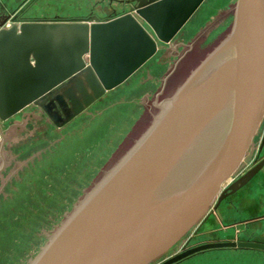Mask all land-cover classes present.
Instances as JSON below:
<instances>
[{
	"label": "water",
	"instance_id": "water-1",
	"mask_svg": "<svg viewBox=\"0 0 264 264\" xmlns=\"http://www.w3.org/2000/svg\"><path fill=\"white\" fill-rule=\"evenodd\" d=\"M201 1L121 0L128 12L104 21L90 15L8 28L0 22V120L32 104L60 126L50 111L66 98L69 121L127 79L156 52L157 41L168 43ZM263 116L264 0H235L226 36L30 264H149L264 165L262 159L220 192L251 160L247 150ZM3 142L0 130V148ZM216 247L264 250L256 242L215 241L161 264Z\"/></svg>",
	"mask_w": 264,
	"mask_h": 264
},
{
	"label": "rangeland",
	"instance_id": "rangeland-1",
	"mask_svg": "<svg viewBox=\"0 0 264 264\" xmlns=\"http://www.w3.org/2000/svg\"><path fill=\"white\" fill-rule=\"evenodd\" d=\"M214 2L204 3L197 18L206 17ZM234 2L219 6L195 34L163 43L155 59H164L165 68L154 79L146 80V68L137 70L116 88L114 96L99 97L62 127L50 123L44 113L31 114L25 124L10 121L16 125L4 131L6 141L0 150V264L31 263L74 206L134 145L167 98L226 36ZM54 8L55 15L65 19L80 11L70 0H55ZM56 107L57 111L61 108ZM60 116L65 118V114ZM263 133L264 116L247 150L251 160L223 182L220 192L229 191L264 159V146L258 151ZM216 212L210 207L204 220L151 264L215 242L221 233L228 238L227 229L219 228ZM249 214L241 213L238 218ZM233 221L228 217L225 224Z\"/></svg>",
	"mask_w": 264,
	"mask_h": 264
},
{
	"label": "crops",
	"instance_id": "crops-1",
	"mask_svg": "<svg viewBox=\"0 0 264 264\" xmlns=\"http://www.w3.org/2000/svg\"><path fill=\"white\" fill-rule=\"evenodd\" d=\"M73 1L79 7V14L75 17H86L88 13L95 14L99 17L100 21L106 19H112L118 15L128 12L130 5L121 0H70ZM208 0H202L201 3L196 7V9L190 14V16L185 20V22L179 27L175 32L172 39L176 36L180 38H187L195 34L206 22L209 20L216 9L219 6L231 1V0H215L211 7L209 8V13L206 17L197 18L200 8ZM21 5V0H0V18L7 14H11L17 7ZM55 0H37L33 6L24 14V18L21 21L16 22L19 25L22 22L31 21H52L55 20ZM116 12V14H115ZM135 18L141 23L145 30L156 38V35L152 27L141 17L133 14ZM29 16H38L40 19H34ZM64 19V18H63ZM10 21L4 23V28H8L12 25ZM116 30L106 31L107 35H114ZM113 33V34H111ZM163 47V42L157 41L156 52L149 57L139 68H137L127 79H125L121 84L115 88L106 91L101 97L110 98V93L112 96L115 95V90L120 85H122L126 80H128L137 70L141 68H146L149 74V78L146 80L154 79L156 75L162 73L165 68V60L155 59L157 52H159ZM5 76V75H4ZM111 96V97H112ZM100 97V98H101ZM32 106L36 107L32 111L29 108ZM35 111V112H34ZM33 113H42V109L36 105H28L10 118L6 120H0V130L2 131L5 144L6 138L4 136V131L11 130L12 125L10 121L13 122H27L29 116ZM17 118L21 119L20 121ZM3 126L5 129H3ZM3 146L0 148L2 150ZM258 174V175H257ZM252 176L249 183L243 187L235 195L233 200H235L233 207H224L221 210L218 209L217 219L220 229H227L226 233L229 235L228 238H224V233L221 237L217 238V241H243V242H256L264 244V165L261 166L258 173ZM239 205H242L243 209H239ZM250 213L248 217L243 219L238 218L241 213ZM228 217H233L234 221L230 224H225V219ZM175 264H264V250L257 248H237V247H216L210 250L198 251Z\"/></svg>",
	"mask_w": 264,
	"mask_h": 264
},
{
	"label": "flooded vegetation",
	"instance_id": "flooded-vegetation-1",
	"mask_svg": "<svg viewBox=\"0 0 264 264\" xmlns=\"http://www.w3.org/2000/svg\"><path fill=\"white\" fill-rule=\"evenodd\" d=\"M37 0H21V5L19 6V7H17L11 14L9 13V14H7V15H5L4 17H1L0 18V22H2V21H4V23H6L7 21H10L11 23H16V22H19V21H21V19H23L24 18V14H26L27 13V11L33 6V4L36 2ZM90 15H95V14H92V13H88V15L87 16H90ZM86 16V17H87ZM29 17H31V18H34V19H40V17H38V16H29ZM55 17H59V16H57V15H55L54 16V19H55ZM83 17V16H82ZM58 93H60V89L59 88H56L55 89V96L58 94ZM54 94V93H53ZM44 100L46 99V97H44L43 98ZM64 105L63 106H61V108H59V111H53V110H51L50 111V113H51V115L54 117V119L56 118V121L60 124V126H57V127H62L65 123H67V122H64L63 120H65V118L63 119L61 116H60V114L61 115H64L63 114V111H62V109H64L67 113H71V104L67 101V99L66 98H64ZM42 113H44V115L46 116V118L48 119L49 117L47 116V114L42 110ZM65 117V116H64ZM75 117V116H74ZM74 117H72L71 119H73ZM70 119V120H71ZM69 120V121H70ZM49 122L51 123H53V121H51L50 119H49ZM54 124V123H53ZM55 125V124H54ZM263 136H264V133H263ZM263 136H262V138H263ZM261 141H262V139H261ZM260 145H261V143H260ZM260 145H259V149H258V151H259V153L262 151V149H263V146H264V142H263V145L260 147ZM259 171V170H258ZM258 173V172H257ZM257 173H255V174H257ZM254 174V175H255ZM253 175V176H254ZM258 175V174H257ZM251 180V179H250ZM250 180H248L243 186H241L240 188H238L236 191H234V192H232L231 194H229V195H227L225 198H223L220 202H219V204L217 205V207H216V211L218 210V209H222L223 207H233L234 206V203H235V200H233V198L235 197V195L238 193V191H240L243 187H245L248 183H249V181ZM216 203V201L213 203V204H215ZM207 250V249H206ZM209 250V249H208ZM165 253V252H164ZM181 253V252H180ZM162 255V254H161ZM158 258V257H157ZM156 259V258H155ZM154 259V260H155ZM169 259V258H168ZM167 260V259H166ZM164 262V261H163ZM152 263V261L149 263V264H151Z\"/></svg>",
	"mask_w": 264,
	"mask_h": 264
}]
</instances>
